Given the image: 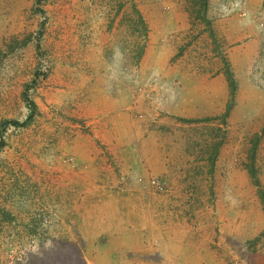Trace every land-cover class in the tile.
Here are the masks:
<instances>
[{
    "label": "rangeland",
    "instance_id": "374dc122",
    "mask_svg": "<svg viewBox=\"0 0 264 264\" xmlns=\"http://www.w3.org/2000/svg\"><path fill=\"white\" fill-rule=\"evenodd\" d=\"M1 133L0 264H89L133 194L166 264H264V0H0Z\"/></svg>",
    "mask_w": 264,
    "mask_h": 264
},
{
    "label": "crops",
    "instance_id": "0c3cea01",
    "mask_svg": "<svg viewBox=\"0 0 264 264\" xmlns=\"http://www.w3.org/2000/svg\"><path fill=\"white\" fill-rule=\"evenodd\" d=\"M95 195L98 197L105 196L102 195L101 192ZM136 195L139 197L133 194L130 196L131 200L127 197V206L129 207L128 214L126 212L122 213L123 211H114L116 212L113 214L114 216H109L111 217L109 221L113 224V227L103 229L102 223L104 220L101 218V213L91 216L93 224L89 225L95 227V230L92 232L91 236H86L84 234V241L86 244L84 249H86V261L89 264H139L141 258L138 256L142 257V264H153L152 262L166 264L170 261L168 260V256L172 254L175 247H178L176 244L173 245L172 241L177 238L173 234L170 235V244L162 242L158 248L159 251L157 253H160V258L162 260L159 258L157 262L153 259L157 253L154 251L155 247L151 241L152 235H146L144 239V232L147 229L145 225H148V220L146 218L148 206L145 205L143 194ZM124 196L126 195L121 194L114 197L120 198L121 201L124 202ZM106 212L108 213V209H106ZM107 213L105 215L108 217ZM118 213L126 215V217L132 215L136 220L128 223L127 220L117 217L116 215ZM83 217V220H88V213H85ZM101 219L103 221H101ZM86 224L88 225V223ZM175 255L173 262L177 264L178 262H176V260L180 257L178 253Z\"/></svg>",
    "mask_w": 264,
    "mask_h": 264
},
{
    "label": "trees",
    "instance_id": "16d2710c",
    "mask_svg": "<svg viewBox=\"0 0 264 264\" xmlns=\"http://www.w3.org/2000/svg\"><path fill=\"white\" fill-rule=\"evenodd\" d=\"M228 78H229V81H230V86L232 88V94L236 93V90H237V84L235 82V79L232 75V72L231 71H228ZM24 98L26 99V101L28 102V105H29V108H30V114L28 116V118L21 122L19 120H13V121H10V123L14 126H17V127H24V126H27L31 121H33L34 117H35V114H36V109H37V105L36 103L30 98V96L28 95L27 92L24 93ZM230 110H231V107H228V110L227 112L225 113V117L228 118L229 114H230ZM1 136V140H0V150L5 146L6 142L3 140L2 138V133L0 134ZM254 175H256L254 173ZM257 183H259V181H257ZM260 185V184H259ZM261 198H262V202H263V206H264V191L261 192Z\"/></svg>",
    "mask_w": 264,
    "mask_h": 264
},
{
    "label": "built area",
    "instance_id": "2783aa9c",
    "mask_svg": "<svg viewBox=\"0 0 264 264\" xmlns=\"http://www.w3.org/2000/svg\"><path fill=\"white\" fill-rule=\"evenodd\" d=\"M150 183L153 185V186H155V187H157V188H159V189H162V188H164V184H163V182L160 180V179H158V178H154V179H152L151 181H150Z\"/></svg>",
    "mask_w": 264,
    "mask_h": 264
}]
</instances>
